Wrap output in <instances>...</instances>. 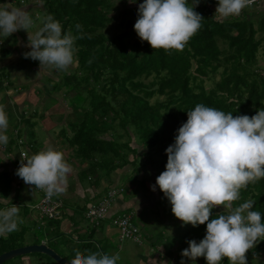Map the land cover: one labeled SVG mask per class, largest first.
Returning a JSON list of instances; mask_svg holds the SVG:
<instances>
[{
    "label": "trees",
    "instance_id": "16d2710c",
    "mask_svg": "<svg viewBox=\"0 0 264 264\" xmlns=\"http://www.w3.org/2000/svg\"><path fill=\"white\" fill-rule=\"evenodd\" d=\"M142 2L0 0L12 3V7L28 6L30 13L34 11V25L41 23L40 27L44 17L53 14L63 30L75 37L74 62L69 69L58 70L56 81L49 80L53 86L48 93H65L62 97L71 112L64 117L61 138L64 146L72 150L73 159L87 166L82 179H91L97 185L127 167L131 171L128 183L138 182L148 167L155 169L157 178L166 169L167 147L174 143L177 130L187 121L186 111L198 103L234 116L250 117L264 107V74L259 67V56H264V12L256 9L255 2L239 16L218 18L213 9L217 0H199L195 11L204 18L202 27L181 50H155L139 39L134 24ZM111 26L120 31L108 36L105 32ZM36 62L34 66L40 65ZM4 79L9 80L6 70L0 74V83ZM207 81H214L212 88L206 86ZM71 93L76 95L70 98ZM33 120V115L23 117L19 137L34 132ZM14 140L9 142L8 151L17 145ZM21 180L19 177L13 182L9 173L1 174L0 196L10 200L13 185L18 189ZM141 184L145 185V181ZM159 195L170 205L160 190ZM248 200L254 202L255 210L264 212V178L242 188L240 199L233 205ZM11 204L13 200L0 207ZM220 208H214L211 216L221 214L224 210ZM26 210L29 216L30 210ZM60 219L48 221L57 223ZM175 221L181 253L188 241L203 239L206 224L193 227L176 217ZM26 231L25 228L20 233L0 234V256L26 247ZM85 250L81 248L79 252L84 254ZM75 254L66 258L70 261ZM263 255L264 241H259L246 253L247 264H264ZM194 261L206 264L203 257ZM223 264H228L227 258Z\"/></svg>",
    "mask_w": 264,
    "mask_h": 264
},
{
    "label": "clouds",
    "instance_id": "9594fccd",
    "mask_svg": "<svg viewBox=\"0 0 264 264\" xmlns=\"http://www.w3.org/2000/svg\"><path fill=\"white\" fill-rule=\"evenodd\" d=\"M253 2L217 0L214 15L239 16ZM198 4L199 0H143L138 4L134 31L155 50H181L202 27L204 18L195 11ZM11 5L0 3V37L19 30L28 33L34 23L30 11ZM74 45L71 32H65L60 21L48 14L42 27L29 36L30 51L23 55L39 61L40 66L67 70L74 62ZM186 112L187 121L167 147L166 169L156 178L152 191L158 186L183 224H206L203 239L188 241L182 257H203L206 264H223L225 258L228 264H247L246 253L264 241V212L255 210L251 200L236 206L233 202L240 199L242 188L264 178V107L251 117L234 116L203 103ZM8 126V115L0 106V144L8 143ZM70 172L63 152L49 146L31 155L22 154L15 174L52 198L66 190ZM218 206L224 211L211 216ZM19 209L14 204L0 207V234L17 229ZM119 259V254L88 250L77 252L70 264H117Z\"/></svg>",
    "mask_w": 264,
    "mask_h": 264
},
{
    "label": "crops",
    "instance_id": "0c3cea01",
    "mask_svg": "<svg viewBox=\"0 0 264 264\" xmlns=\"http://www.w3.org/2000/svg\"><path fill=\"white\" fill-rule=\"evenodd\" d=\"M26 10L30 11V8H27ZM33 12L30 13L31 16H33ZM33 26L34 23L30 30H33L32 28L35 27ZM20 34L25 36V33H22L21 30H19L7 38L0 37V43L3 45L0 47V74H2V71L4 70L7 71L9 74V80H7V82L10 81L8 82L9 87H11V85L14 83L11 82V78L15 71L26 73V75H28L34 72V67L37 68V66H34L33 60L30 59H25L23 62L22 60L17 62L18 59L13 60L14 64L10 63L9 65L6 63V60H8V57H10L8 55L11 54L9 50L7 51L6 45L8 46V44H10L9 40H11V38L15 39L17 38L16 36ZM23 38L25 39V37ZM25 40L29 42V40ZM12 41L14 43V40ZM27 61L30 65L26 64ZM30 61H32V63H30ZM22 88H26V86H22ZM1 90L2 87L0 85V106H3L8 115L9 126L6 130L8 143L6 145L0 144V175L9 173L10 178L13 179V182L18 181L19 177L15 174V172L19 167L21 160L20 157H16L18 149L22 151V147L19 145L20 140L25 142L24 147L26 145L30 146L28 155L52 146L50 144H52L53 141L54 145L52 147L62 151L66 161L71 166V172L68 174V184L66 186V190L61 194L55 195L56 199L62 201L64 208L63 215L60 221L57 223L43 219L36 208L43 198L45 192L41 189L34 188V186L26 184L23 180H21V184L19 186L20 188L17 189L13 185V193L10 197V200H5L0 196V204H6L7 202H11L13 200V204L20 207V222L18 220V227L16 231H22L25 228L28 231L29 223L34 225V228H37L38 230L45 222L46 225H50L49 229L55 236V239L52 240L50 245H48V239H39L34 235V241L32 242L31 238V241L28 242L26 246L40 245L44 243L67 260L69 259L66 258V256L69 257V255L77 253L79 250H81V248H83L86 249L85 253L90 250L91 252L99 251L109 255L119 254V256H122L124 254L125 257L131 258L133 260H126L128 262L127 264H182V261L183 264H196V261L181 256L180 243L177 241L178 228L175 229L177 226L175 217L170 211L171 206L161 200L158 186L156 191H152V185H154L153 182L155 176L151 182L143 180L145 181V185L141 184L143 181H136L135 183H137L138 186H135V183L131 184L132 182H127V179L131 175V171L128 170L125 172L121 171L122 173H120V171L115 172L111 175L110 180L103 179L98 185L92 183L91 179H82V171L87 168V166L82 165L80 162H78V160L73 159L72 150L64 146V140L61 138L63 123L61 120L59 123L53 122L54 118L59 116V112L55 111L57 107L48 106L41 103L35 105L36 108L31 109V116L33 115V122H35L34 132H31L30 135L25 134L23 137H19V132L17 133L16 131H20L21 121L23 117L29 113V109L26 110V107L25 109L23 108V110H20V107L17 105V103L13 104L10 96L6 95L4 97V95L7 93H1ZM34 95L37 97V95L41 94L30 93L29 97H34ZM43 96L45 97L44 94ZM45 102L46 99H43L42 103ZM5 104H8V107H6ZM10 104L13 106L10 107ZM25 110L28 112H25ZM41 116L43 118H40ZM62 117L60 116V119ZM52 124L53 126L51 127ZM57 127L59 128V135L56 136L55 130ZM40 133H44V136H41ZM12 140L16 141L17 145H15L11 151H8V144ZM74 171L76 172L74 173ZM154 183H156V181ZM129 184H131L132 187H130ZM139 186L142 188L139 189ZM23 188L29 190L32 188L34 189V194L37 193L41 196L39 200L34 202L32 207L25 205L22 202L19 204L15 203V201L19 198L22 201L24 200V197L21 196ZM121 188L124 189L122 195H119L115 198L109 216L99 226L94 225L87 217V211L90 206L105 199L112 189ZM154 194H157V197ZM16 195H18V198ZM26 209L30 210L29 216H27ZM33 212L34 219L32 217ZM124 214L132 215L134 222L140 226L142 234H144V229L147 230L146 235H143L144 242L142 244L135 243L139 247L144 246L142 249L140 248L137 253H135L129 246H124L123 244L125 242L120 240V233L119 228L116 225V220ZM171 217L173 218V221L170 220ZM167 218H169L168 220H170L171 223L167 222ZM157 222H160L162 226L166 228V230H169L170 227L175 229L174 239L169 238L163 232L152 234L153 226H155L154 224ZM159 234L161 237L158 236ZM3 235H7V233H4ZM118 243L120 245H117ZM86 244L89 245L85 246ZM26 261V264H32V262L30 263L28 259H26Z\"/></svg>",
    "mask_w": 264,
    "mask_h": 264
},
{
    "label": "rangeland",
    "instance_id": "374dc122",
    "mask_svg": "<svg viewBox=\"0 0 264 264\" xmlns=\"http://www.w3.org/2000/svg\"><path fill=\"white\" fill-rule=\"evenodd\" d=\"M255 4H257L258 6L256 7V9L264 12V0H254ZM253 2V3H254ZM217 7V6H216ZM213 8V9H216ZM24 8H28V6L24 7ZM40 24L41 23H37L35 22V27L32 28L33 30H28V33L26 30H21L22 33H25V36H23V34H20V35H17L16 37L17 38H11V40H9V43L8 46L6 45V49L7 51L9 50L11 52L10 57H8V60H6V63L9 65L10 63L14 64L13 60H17V62H20L22 60H25L26 58L24 57L23 53L27 52V51H30V48L27 47L28 45V42L25 40H29V36H33L35 34L36 31L39 30V27H40ZM118 30L116 27H113L111 26L109 28V30H107L105 32L106 35L108 36H112L114 34H116ZM29 34V36H28ZM25 37V39L23 38ZM14 40V43L13 41ZM25 40V41H24ZM3 46L1 45L0 43V47ZM27 59H30L32 60L31 58H27ZM9 62V63H8ZM33 62H36L35 60H33ZM30 63H32V61H30ZM37 63V62H36ZM25 64V62H24ZM26 64L30 65L29 62L27 61ZM39 65V64H38ZM37 66V65H36ZM259 67L261 68V71L262 73L264 74V56L263 54H260L259 56ZM39 68V69H38ZM59 78V71L58 69H56L54 66H50V65H42V67L39 65L36 67H34V72L31 73V74H28L26 75V73H20V72H14L13 75H12V78H11V82H14L11 87H9L8 85V81L6 79L3 80L2 84L0 83L1 87H2V90H1V93H7L4 95V97L7 95V96H10L12 101H13V104L17 103V105L20 107V110H23V108L25 109L26 107V110L29 111V113H27V117H30L31 116V109H35V105L37 104H44V105H48V106H56L57 108L55 109V111L59 112L58 115L59 116H56L53 120V122L55 123H59L60 120L62 121V123H64V118L65 115L68 116V114L71 112V109L70 107L68 106V101L66 102L64 100V98L62 97V95H64L65 93L62 92H56V93H48L49 90L52 89V86L53 84L49 82V80L51 79V82L54 80L56 81L57 79ZM220 79V76H217L216 77V80L218 81ZM213 83L214 81H207L206 82V86L208 88H212L213 86ZM22 86H26V88H22ZM22 88V89H21ZM38 91H42V93H39L41 95H37V97L34 95V97H29V94L30 93H38ZM43 94L45 95V97L43 96ZM50 95H53V99H57L58 102L57 103H54V100H50ZM76 93H71L70 94V98L75 96ZM44 97V98H43ZM43 99H46V102L45 103H42ZM8 102V101H7ZM6 107H8V104H5ZM13 106L12 104H10V107ZM40 106V105H38ZM22 107V109H21ZM25 112H28L26 111ZM60 116L62 117L60 119ZM50 122V121H49ZM53 126V124L51 125V127ZM21 127H22V124H21ZM39 131V130H38ZM59 128L57 127V129L55 130V135H59ZM41 132V131H39ZM16 134V133H15ZM41 136H44V133H40ZM55 135H54V138H55ZM54 142L52 141V144L50 145H54L53 144ZM21 149V148H20ZM25 149H28L25 148ZM23 150V148H22ZM16 157H20L21 158V150L18 149L17 153H16ZM17 157V158H18ZM130 171V169L127 167L125 168L124 170H122L123 172L125 171ZM148 172H144V173H141L139 175V179H138V182L140 181H152V179H154V176L156 175V171L155 169H153L152 167H148ZM76 171H74L75 173ZM122 173V172H120ZM156 181V177L154 179V182ZM153 182V184L155 185V183ZM133 184V183H131ZM130 185V187H132V185ZM32 186V185H30ZM135 186H138L137 183H135ZM142 188L141 186H139V189ZM113 190V189H112ZM156 193V192H155ZM122 195V194H120ZM155 195V194H154ZM21 196L24 197V200L22 201L20 198V200H16L15 203L16 204H19L20 202H22L23 204L25 205H28L30 207H32L34 205V202H36L37 200H39L41 198V196L39 194H34V189H26V188H23L22 189V194ZM157 197V194L155 195ZM171 206V205H170ZM221 207L219 210H224L223 206H219ZM32 217L34 219V212L32 213ZM169 218H167V222L168 223H171V221H173V218L171 217L170 220H168ZM19 222H20V218L18 219ZM48 222V221H47ZM155 226H153V231H152V234H155V233H159V232H163L166 236H168L169 238H172L174 239L175 237V229H177V227L175 229H173L172 227H170L169 230H166V228H164L162 226V224L160 222H157L154 224ZM40 226V225H38ZM50 225H46V222L41 226V228L38 230L37 228L35 229L34 228V225H31L29 223L28 225V235L26 233V242H30L31 241V238H32V242L34 241V235L37 236L39 239H48V245H50L52 243V240L55 239V236L54 234L50 231ZM144 234L146 235V232L147 230L144 229ZM15 232H18L20 233L21 231H16ZM27 232V231H26ZM149 233L151 234V232L149 231ZM143 234V235H144ZM162 234V233H161ZM178 234V232H177ZM159 237H161V235L159 234L158 235ZM51 240V241H50ZM177 241H178V236H177ZM179 242V241H178ZM65 243V242H64ZM61 244V243H60ZM65 245V244H64ZM117 245H120L119 243ZM124 246L126 247H130L133 249V251L135 253H137L139 251V249L143 248L144 246H137L135 244V242L133 241H125V243L123 244ZM166 246V245H165ZM180 249L181 248V245H180ZM40 253H33V254H29V255H26L25 257L21 258V257H18L16 259H14L13 261H11L10 263H7V264H26L25 261L26 259H28V261L32 264H39L40 262L43 264H47V263H53L51 260L47 259L44 255H39ZM133 254V253H132ZM264 257V255H263ZM262 257V259H264ZM31 259V260H29ZM133 261L131 258H127L125 257V255L123 254L122 256L120 255V259L118 260V264H127L128 262L127 261ZM27 262V261H26ZM137 262V261H135ZM29 264V263H28ZM55 264V263H53ZM197 264V263H196ZM200 264V263H198Z\"/></svg>",
    "mask_w": 264,
    "mask_h": 264
},
{
    "label": "built area",
    "instance_id": "2783aa9c",
    "mask_svg": "<svg viewBox=\"0 0 264 264\" xmlns=\"http://www.w3.org/2000/svg\"><path fill=\"white\" fill-rule=\"evenodd\" d=\"M16 132L18 133V131ZM24 144L25 142L23 140L19 141V145L23 148V150L21 151V155H28L30 146L26 145L24 147ZM27 147L28 149H25ZM19 186L20 185H18V188H20ZM122 192L123 189H113L105 199L92 204L87 211L88 219L94 225L99 226L109 216L115 198L122 194ZM36 208L39 211L41 217L47 220H56L58 218H61L64 209L61 200L56 199L55 196H53L52 198H48L46 196V193L44 194L43 198ZM116 225L119 228L120 240L122 242H125L127 240L133 241L137 244H142L144 242L142 230L140 226L134 222L132 215H122L116 220Z\"/></svg>",
    "mask_w": 264,
    "mask_h": 264
},
{
    "label": "water",
    "instance_id": "95a60500",
    "mask_svg": "<svg viewBox=\"0 0 264 264\" xmlns=\"http://www.w3.org/2000/svg\"><path fill=\"white\" fill-rule=\"evenodd\" d=\"M33 253L45 254L51 257L58 264H70V261L60 256L56 251L51 249L46 244L40 245H29L19 249H14L10 252L4 253L0 256V264H5L6 262L13 260L18 257H23Z\"/></svg>",
    "mask_w": 264,
    "mask_h": 264
}]
</instances>
